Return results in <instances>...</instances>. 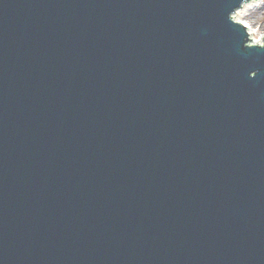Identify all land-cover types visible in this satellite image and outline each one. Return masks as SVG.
Here are the masks:
<instances>
[{"label": "water", "instance_id": "95a60500", "mask_svg": "<svg viewBox=\"0 0 264 264\" xmlns=\"http://www.w3.org/2000/svg\"><path fill=\"white\" fill-rule=\"evenodd\" d=\"M246 2L0 0V264H264Z\"/></svg>", "mask_w": 264, "mask_h": 264}, {"label": "rangeland", "instance_id": "374dc122", "mask_svg": "<svg viewBox=\"0 0 264 264\" xmlns=\"http://www.w3.org/2000/svg\"><path fill=\"white\" fill-rule=\"evenodd\" d=\"M237 15V14H236ZM238 21L247 24L253 31V39L261 41L264 38V0L257 2L244 14L237 15Z\"/></svg>", "mask_w": 264, "mask_h": 264}, {"label": "bare ground", "instance_id": "6f19581e", "mask_svg": "<svg viewBox=\"0 0 264 264\" xmlns=\"http://www.w3.org/2000/svg\"><path fill=\"white\" fill-rule=\"evenodd\" d=\"M259 1H262V0H249L248 3L243 4V6L241 7V9L237 10L235 13H236L237 15L244 14V11H245V10L251 8L253 5H255V4H256L257 2H259ZM236 14H235V18L238 20V17H237ZM241 24H245V23L242 22ZM245 25H246V27H247V30H248V32H249V35H251V37H254V36H253V31H252V29H251L247 24H245Z\"/></svg>", "mask_w": 264, "mask_h": 264}]
</instances>
